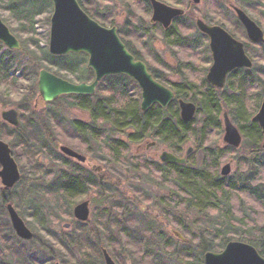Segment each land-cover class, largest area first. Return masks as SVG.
<instances>
[{"label": "rangeland", "instance_id": "obj_1", "mask_svg": "<svg viewBox=\"0 0 264 264\" xmlns=\"http://www.w3.org/2000/svg\"><path fill=\"white\" fill-rule=\"evenodd\" d=\"M81 1L87 2L90 11L93 8H99L98 12H102L103 10L113 12V16L117 22L121 24L122 21L124 23V19H127L130 15V9L142 15L140 9L133 0H128L127 2L126 0ZM185 1L186 3H191V8L190 10L188 8L189 12H187L185 22L186 25L192 26V28L196 17L208 20V18H212L213 16L220 17L219 19L230 16V21L229 23L226 22L225 27L230 30L233 27H237L238 19L231 6L237 5L243 8L249 14L248 16L257 21L259 26L264 30V3L261 4L260 7V9L263 10L259 9L258 11H254L249 7L251 1L256 0H201L198 4L194 3L193 0ZM166 2L172 4L169 1ZM92 12L95 13V10H92ZM52 13L53 5L50 0H0V17L18 37L22 45L20 50L9 49L0 41V58L5 56L11 59L12 69L10 74H14L19 78L20 86L19 92L11 95L4 94V88H2L3 93L0 96V112L6 108H16L20 112V126H24L23 132H26V127L31 125H33V129L37 128V130H39V140L35 142L38 147H44L42 156L40 157V163L44 166V169L47 170L46 173L43 171V173L40 174H33L24 170L23 161L20 162L16 156L18 150H14L13 148V144H15V146L18 144V141H15V139L19 137L21 133H11L12 139L2 137V139L10 144L12 155L16 159L22 172V179L15 187L9 190L4 191V187L0 181V224L3 226L5 232L7 230V238L5 241L0 240V250L3 253L2 257L11 261L12 264H19L18 262L21 260H25L22 262L23 264H54L56 261H60L62 264H74L75 257L78 263L81 261L82 256L78 254L81 246L78 240L71 250L74 253L77 252V254L75 253L76 256H73L70 251L62 248L56 240V236L57 239L66 240L69 235H74L76 232L75 227L69 230L63 228V223L66 221V219H64L65 209H63L65 199L57 191L55 184L56 179L64 169L65 171L81 169L82 176L97 178L91 171L89 165H82L76 161H72L66 158L59 150L61 144H66L61 139L63 136L71 138V133L75 135L78 134V131L73 126V122H88V125L94 126L93 130L90 129V127L88 129V149L90 154L87 156L90 165L101 164L106 172H104L103 179L105 185L102 192L92 190V192L85 197L91 200L92 212L91 220L87 228L90 230V234H92L91 230H94L96 227L98 231L97 239H99L97 241L98 245H95L88 239V247L86 248L93 247L95 250H97V248L99 250V245L107 246V237L105 233L109 235L111 232L104 227V224H110L111 215L116 212V208L114 209L113 204L119 202L126 203L129 201V196L132 194L130 184L133 183L138 176V174L134 172L127 173L126 169L122 172L121 170L120 172H115L114 170L118 164H115V161L111 158L113 157V152L110 151V145L115 137L121 139L125 137V134L117 132L116 129L112 128L110 122H99L95 124V121L92 120L93 118L90 111L77 106L79 100L74 97L73 94L63 95L56 101L44 102L42 104L43 106L38 103L37 105L41 108H35L36 99L38 98L37 81L40 69L45 68L73 82L79 81L77 75L82 71L88 70V72H90L91 70L87 67L88 55L86 53L71 52L61 56L52 55L49 52ZM140 22L144 28L152 31L151 37L148 32L145 39L141 38V35L134 33V35L130 37L133 44L139 48L145 49L147 53L143 49L142 50L147 56H149L150 51H155V53L164 58L166 62H177V49H172L166 45L159 29L154 28L153 24L150 23V14L143 19L141 18ZM123 25L124 24H122V26ZM243 41L246 43L250 54L253 56L252 58H254V67H257L255 71L264 69V45L251 43L248 37L246 39L243 38ZM201 42L206 46L207 40L205 38L201 39ZM198 48L199 46L197 49ZM184 53L189 56L188 58L195 57V55L189 54L187 48L184 49ZM44 54L46 57H42ZM51 56H53L52 60L54 62L49 59ZM203 56L209 57L210 54L208 51H205ZM149 57L153 60L151 56ZM66 63L71 65L77 64L76 71L73 72L68 70L66 68ZM197 63L198 65L205 64L202 62ZM209 65L210 62L207 64V67H209ZM35 70H37V73L34 75ZM247 71L251 72V70ZM251 73L256 74L254 71ZM162 74L171 81L179 80L174 71H169L164 68L162 69ZM93 78L89 82H91ZM238 84L239 81L236 80V86ZM123 89H125L126 95L121 94ZM249 90L250 92L248 94L251 98L248 100V104L250 101L253 102V104H249V107L253 115H255L263 95H260L261 89L259 80H257ZM95 96L96 97L92 99L93 102L98 100V103H107L111 106L126 104L130 99L137 98L140 103L141 89L137 83L131 79L120 76L107 77L98 85ZM233 115V113H230V117L234 121L233 123L239 127ZM197 120L198 122H202V116H197ZM220 120V123H222V114L220 115ZM223 133H225V130L222 123L221 128L217 131L213 130L210 133L208 132L201 145L193 140L186 142L180 154L184 155L190 146L194 147V152L187 157V163L184 165L192 168H199L205 164V161L211 162L212 160V158L206 155L207 151H214V154H219L220 158L216 165L219 177L225 180L226 183L236 182L237 184H243V177H248V167L243 168L242 164L243 161H246L247 157L251 156V146L249 144L247 145L246 142H248V139L243 133L241 145L235 148L229 147L223 139ZM95 136H98V138H95ZM28 138L30 140L29 142L32 143V138L29 136ZM144 142L145 140L140 143L129 145L130 153H137V146L140 144L144 145ZM260 143H262V141ZM17 146L16 148H19L20 145ZM23 148L24 147H20L19 149L22 151ZM163 148L168 147L164 143H159L149 149L143 146L142 150H140L141 154L138 159L142 160L146 158L158 160V154L161 153ZM256 158L260 161L264 159V152H258L255 156L250 157V159ZM56 159H59L61 162H57ZM230 161L232 164L231 173L222 176L221 170L223 165ZM147 163L151 165V162L147 161ZM140 166L141 169L145 171L142 162ZM153 167L148 171L149 174L148 172L145 175L142 174L147 181L146 184H142L147 194L142 197L138 205L139 208H146V219L143 230L150 228V233L147 234L150 241L148 243L146 240L147 243L145 247H141V250L150 252V257L152 258L148 257V262L144 264H200L198 257L201 253H199L200 249L197 248L200 245L203 244L207 247V251L220 252L231 240L243 241L237 239L238 235L243 234V229L240 226L242 220L239 221L241 219L239 214L230 215L231 218L229 217V220V218L223 216L225 211L223 214L215 212L214 210L202 212L192 205L186 206L180 204V206H175V203L167 202V196L169 194L175 195L173 191L174 188H172V184H170L169 180H166L162 173H157L156 169ZM159 181H162L165 185ZM3 197H6L8 202H11L15 206L19 214L25 220L27 226L33 231L36 238L35 241L24 242L15 235L6 206H1ZM78 201H80V199ZM34 207H40L42 209L43 219L41 221L43 225L31 215ZM53 212L55 213L53 214ZM104 212H106L107 215H104ZM232 219L234 221H232ZM100 221L104 224H100ZM172 229L180 231L184 239L181 240L176 237L172 233ZM50 231L55 232V240L50 236ZM112 231L113 234H117L116 229L113 228ZM184 248H193L194 250H185ZM255 248L258 249L256 246ZM170 251L174 253L172 254ZM177 251L185 253L178 254ZM258 251L260 252L259 249ZM203 254L202 252V264H205ZM123 257L125 264H130V261L132 262L130 256L127 258L126 255H123ZM169 258L174 261L170 263L168 260ZM64 260L68 262L65 263Z\"/></svg>", "mask_w": 264, "mask_h": 264}, {"label": "flooded vegetation", "instance_id": "obj_2", "mask_svg": "<svg viewBox=\"0 0 264 264\" xmlns=\"http://www.w3.org/2000/svg\"><path fill=\"white\" fill-rule=\"evenodd\" d=\"M127 1L128 0H126V2ZM133 1L136 4V6L140 9L142 15H139L137 12H134L132 9H130V13H129L130 15L128 16L127 19H124V23L122 21V24H124L123 26L121 23L117 22V20L113 16V12H109L106 10H103L102 12H98L99 8L98 9L93 8L90 11L88 8V4L85 1H83L84 7L81 4L80 5L91 18L96 20L102 26L107 27V28H116L119 37L121 38V40L125 44L126 48L131 52V54L134 55L135 59L143 62L146 65L147 71L153 76L155 81L159 82L160 84L166 86L167 88H169L173 91L174 97H173L172 101L175 99L178 90L182 91L183 97L178 98L179 117H180L182 122L188 123V122H191L192 120L197 119L198 111H199V108L201 107L200 102H199V98L203 95H207L211 90L212 91H215V90L222 91V93L224 95H230L231 93H233L232 90H235L236 93L238 92V90L240 92H243L242 89H243L244 84H243L242 79L245 75H247L249 80H251L250 76L259 80L260 89H261L260 95L263 94L262 99L264 98V92H263L264 91V79H263L264 76L262 77V74L264 73V69H262L260 71H255V69L257 70V67H254V65H255L254 58H252L253 56L248 51V47H247L246 43L243 41V37H242L243 35L242 34H243V29L245 30V27L243 26L242 22L240 21L239 16H237L238 14L235 10V6H237V5H231V6L233 7V10L235 11V14L237 16L238 26L237 27L231 26L233 28H231V30H230L227 27H225L226 22L229 23V21H230V16L222 17L221 19H219L220 17H214L213 16L212 18L211 17L208 18V20L203 19L201 17H196L193 28H192V26L186 25L185 20L187 17V12H189V10L191 8V3L190 2L186 3L185 0H157V1L163 3L167 6H170L173 8H180V9L184 10L183 14L174 16L172 18L170 24L167 26L164 24V22L162 20H159V19L155 20L154 19L155 8H154L152 0H133ZM166 1H169L172 4H169ZM193 1H194V3L198 4V3H200L201 0H198V1L193 0ZM52 5H53V3H52ZM184 7H187V8H184ZM237 7H239V6H237ZM53 8H54V6H53ZM188 8H189V10H188ZM239 8H241V7H239ZM241 9H243V8H241ZM92 10H95V13H93ZM149 14H150V23L153 24L154 28L159 29L160 33L162 34V39L165 41L166 45L172 49L173 48L177 49L176 50L178 53V61L177 62H175V61L171 62L169 60H167V61H169L170 63L166 62L164 60V58H162L160 55L156 54L155 51L153 52V51L149 50L150 51L149 56H151L153 58V60H152L149 56L146 55L147 52L145 49L137 47L136 45L133 44L132 39H130V37L132 35H134V33L141 35V38L145 39V37L147 36V32H148V34L151 37L152 31L144 28L140 22L141 18L143 19L145 16L147 17ZM198 19H201L205 23L212 25V26H216V25L221 26L227 32H229L233 36V38L241 41L242 43L244 42V44H245L244 48L246 49L247 54L252 59L253 65L249 68L243 67V66H237L233 69H230V71L226 74L225 82L222 86H217V85L212 84L208 79V74H209L212 66L215 63L214 55H213L214 53H213V50H212L211 45H210L211 35L204 32L203 30H201L199 28V26L197 24ZM190 28H192V29H190ZM245 33H246V30H245ZM203 38H205L207 40L208 45L207 44H206V46L203 45V43L201 42V39H203ZM246 38H247V33H246ZM246 38H244V39H246ZM249 41H250V39H249ZM251 43H254L257 45H264V42H252L251 41ZM198 46H199V48L197 49ZM185 48H187L189 50L190 55H195V57L188 58L189 56H187L186 53H184ZM205 51L209 52V54H210L209 57L203 56ZM1 59L2 58H0V60ZM197 62H202L205 64L204 65H198ZM209 62H210V65H209V67H207V64ZM87 67L90 68L88 66V61H87ZM164 68L169 70V71H174L176 74V77L179 80L171 81L170 79L165 77L162 74V69H164ZM205 68H206V70H205ZM90 69L93 71L92 68H90ZM247 70H251V72L254 71L256 74L251 73ZM249 74H250V76H249ZM93 75H94L93 77L95 78L94 71H93ZM117 76L125 77L127 79H131L134 82H136L137 85L141 89V101H142V88L139 85V82L136 81L135 79H133L132 77H130L126 74L120 73V74L107 75L103 79H105L107 77H117ZM94 78H93V80H94ZM236 80L239 81V84L237 86H236ZM101 81L99 82V84L101 83ZM77 82L78 83L79 82L90 83L86 79L79 80ZM252 86H250V87H252ZM96 90H97V88H96ZM96 90L93 94H75V95H84L85 97L86 96L96 97L95 96ZM188 96H190V97H188ZM59 98H57V99H59ZM262 99H261V103H260L258 110L261 107V104L263 101ZM56 100H54V101H56ZM181 100L190 101L196 105V113H195L194 117L189 121L183 120V118L181 116V106H180ZM141 101L139 103V107L142 110ZM44 102L45 101L42 99V96L38 92V98L36 99L35 108L40 109L41 107H39L37 104L39 103V104H41V106H43L42 104ZM84 102L86 104L88 102V99L84 98ZM98 102L99 101L97 100V103ZM170 103H169V105H170ZM156 106H160L163 109L168 107V106L163 107L158 103H153L148 109L142 110V111H148V110H150ZM7 109L8 108H6L0 112V127H7V126H10L13 128L20 127L21 117H20L19 110L17 109L19 112L20 125L19 126H13L10 123H8L2 116V113ZM82 109L90 111L89 108H87V107H83ZM258 110H256V113L258 112ZM232 111L233 110L226 105H223L221 107L220 113L222 114L223 122H224V113H228L229 117H230V113H233ZM92 118H93V116H92ZM231 120L233 121V119H231ZM77 122H79V126L81 128H82V126H85L86 130L88 129V127H90V129H92V130L94 128L93 125H88V122L87 123H85V122L82 123L81 121H77ZM99 122L103 123L102 117H99V120H97V122H95V124H98ZM222 123H221V126H222ZM223 127H224V123H223ZM133 130L134 129L131 128L130 130H128V132L132 133ZM77 131H78L77 135H75L73 133L70 134L71 138H69L68 136H63V138H61L63 140V142H65L66 144H61L59 146V150L66 158H68L72 161H76L82 165L83 164L89 165L91 171L97 176V178L92 177V176H90V177L89 176H82L81 169H77V170H73V171H69V170L65 171V169H64V171H63V173L69 175V179L72 176H80V178L82 179V182H83V185H82L81 191H80L82 194V198H80V201H78L79 199H77L76 201H70V200L68 201L66 198H64L65 201L63 203V205H64L63 209H65L64 219H66V221L63 223V228H65V230H69L72 228L74 229V227H75V229H76V232L74 235H69L67 237V239L72 238L73 240L75 238V240L73 242H70V247H71L70 252L72 253L73 256H76L75 253L77 254V252L74 253L71 251L72 247L75 245V242L77 240L80 242V246H81V249L78 253L82 256L81 261L78 263V261L76 260V257H75L73 263L74 264H94V262L90 258L96 257L95 259L99 264H106L105 250L109 253V255L113 258V260L117 264H125V260H124L123 255H126L127 258H129V256L131 257L132 262L130 261V264L147 263L148 262L147 258L148 257L152 258V257H150L151 253L147 252L145 250H141V247H145V245L147 243L146 240L148 241V243L150 241V238L147 237V234L150 233V228H146L143 230V227L145 225V219H146V208L145 207H143V208L138 207L139 202L142 199V197H144L147 194L145 188L142 185V184L147 183V181L145 180L143 175H145L148 171H150L153 166H154L153 168H158L159 166H167L170 164L184 165L181 163L164 161L162 159V154L165 151H167V152H171V153L175 154L178 157H186L187 158L188 156L193 154V152H194L193 146L188 147V149L186 150L184 155H181L180 153H181V150H183V145L186 142H188L190 139L185 141V142L184 141L181 142V144H179V150H176L171 145H169L167 142L161 140L157 136H149L148 135V136H145L141 139H133L132 141L128 140L127 137L125 136L124 138H121V139L115 137L112 140V143L110 145V151L111 152L114 151V155L120 154V157H118V158H114L115 157L114 155H113V157H111L115 161V164L116 163L118 164V166L114 168L115 172H120V170L122 172V171H124V169H126L127 173L128 172H134V173L138 174V176L135 178L134 182L130 184V189L132 191V194H131V196H129V201H127L126 203L119 202V203L113 204L114 209L116 208V212L111 215L110 224L109 223L104 224L103 222L100 221V224H102V225L104 224V227H106V229L110 230L111 233L109 235L107 233H105V236L107 237V239H106L107 246L99 245L100 249L98 250V248H97V250H95L93 247L86 248V247H88L87 246V240L88 239L91 240V242H93L95 245H98L97 241L99 239H97L98 238V231H97L96 227L94 230L93 229L91 230L92 234H90V230H88V228H87L89 223H90V220H91L92 212H91V200H90V198H85V197L88 194H90V192H92V190H96L97 192H102L104 185H105V181L103 178H104V174L106 172L104 171V167L101 164L90 165L89 158L87 156L90 154V151L88 149L89 148L88 133L85 132V135L82 136V132H79V130H77ZM240 132L242 133L241 130H240ZM242 137H243V133H242ZM95 138H98V136H95ZM150 138H151V140H150ZM0 140H4V139H2V137H0ZM143 140H145L144 145L140 144L137 146V150H138L137 153H133V154L130 153L129 145L140 143ZM262 141H263V136H262ZM118 142H128L126 144L127 150H126V148H123L121 146L119 147ZM159 143L166 144V146L170 150L168 148H163L161 153L158 154V160L146 159V158H144L142 160L138 159V157H140V154H141L140 150H142L143 146H145V148L149 149V148L154 147L155 145H157ZM63 145L70 146L75 151L85 155L86 161L83 162V161L78 160L75 157H72V156L65 154L61 150V146H63ZM113 145H118V146H116V148H112L111 146H113ZM228 146L235 148L234 146H231L229 144H228ZM121 148H122L123 152L117 153V152L121 151L120 150ZM190 149H191V151L189 152ZM147 161L151 162V165L148 164ZM57 162H61V161H57ZM141 162H142L143 169H145L146 172L141 169V166H140ZM64 165H66V164H64ZM0 169H1V165H0ZM148 174H149V172H148ZM159 182H161L163 185H165L162 181H159ZM3 189H4V191L7 190V189H5V187ZM175 196L176 195H174V194H169L167 196V202L175 203L176 204L175 206H177V205L180 206V204H182V203L178 202L175 199ZM165 200H166V198H165ZM83 201H89L90 215H89V219L86 221H82V220L77 219L75 216V212H74L75 207ZM8 203H11V202H8L7 198L3 197V203H1V206H6V209H7ZM7 213H8V210H7ZM54 213L55 212H53V214ZM104 215H107V213L104 212ZM9 219H10V217H9ZM10 223H11V221H10ZM66 223L69 224L68 227H65ZM96 224H98V223H96ZM11 226H12V224H11ZM113 228L116 229V232H117L116 235L113 234V231H112ZM12 229H13V227H12ZM13 231H14V229H13ZM99 232H100V230H99ZM14 233L19 239L23 240L24 242H32V241L36 240L35 235L33 236L32 239L25 240L23 238H20L16 234L15 231H14ZM172 233L176 237H178L179 239L183 240V238H181L178 235V234H182L180 231H178L176 229H172ZM49 234L55 240V236H56L55 232L50 231ZM56 240H57V236H56ZM177 252H178V254L182 253L179 251H177ZM170 253L173 254L174 252L170 251ZM183 253H185V252H183ZM186 253H188V252H186ZM95 255H97V256H95ZM203 256H204V254H203ZM2 259L7 260L5 258H2ZM168 260L170 263L174 261L173 259H170V258ZM7 261H9V260H7ZM24 261L25 260H21L18 263L23 264L22 262H24ZM9 262L12 263L11 261H9ZM64 262L67 263L68 261L64 260ZM57 263L62 264L60 261H56L54 264H57Z\"/></svg>", "mask_w": 264, "mask_h": 264}, {"label": "trees", "instance_id": "obj_3", "mask_svg": "<svg viewBox=\"0 0 264 264\" xmlns=\"http://www.w3.org/2000/svg\"><path fill=\"white\" fill-rule=\"evenodd\" d=\"M79 2L84 7L83 2L81 0ZM263 3L264 0L251 1L249 7L251 10L258 11ZM242 35L243 38H246L244 29ZM42 57H46V55L44 54ZM52 57H49L51 61H53ZM76 65L66 63V68L75 72ZM11 69V59L4 56L0 60V96L3 93L2 88H4V94L11 95L19 92V78L14 74H10ZM35 73H37V70L34 71V75ZM93 76V71L90 70L88 72L87 70L78 74L77 78L79 80L86 79L90 81ZM263 76L264 73L262 74ZM250 79L247 75L243 77V92L238 90L236 93L235 90H232L233 93L230 95H224L222 91L211 90L207 95L201 96L199 98L201 107L198 111V117L202 116V122H198L197 119L188 123L181 121L179 117L178 98L183 97V93L180 90H178L175 99L167 108L163 109L160 106H156L148 111H142L140 109L138 98L130 99L126 104L111 106L107 103L93 102L92 99L94 96L85 97L84 95H74V97L79 100L77 103L78 107L89 108L95 122L99 120V117H102L103 122H110L112 128L116 129L117 132L124 133L128 140L141 139L148 135L157 136L176 150H179V144L181 142L189 139L201 145L208 132L210 133L213 130L217 131L221 128L220 111L221 107L226 105L233 110L234 119L238 122L242 133L247 137V145L249 144L251 146L250 157H253L258 152H264V149L262 148V143H260L262 141V129L259 123L253 119L254 115L249 107V104H253V102L250 101L248 104V100L251 98L248 94L250 92V86L258 79L252 76H250ZM29 91L31 92L30 89ZM121 94L126 95L125 89L122 90ZM84 98L88 99L86 104ZM32 126L26 127V132H23L24 126L18 128L10 126L0 127V137L8 139L11 138V133H21L15 141H18L17 145H20L19 148L24 147L22 151L16 148L17 145L15 146L13 144L14 150H18L16 154L17 159L20 162L23 161V168L27 172L40 174L44 171L46 173L47 170L40 163V157L42 156L44 147H38L35 142L39 140V130L37 128L33 129ZM73 126L79 132H82V136L85 135V132L88 133L89 127L87 130L85 126L81 128L77 121L73 122ZM131 128L134 130L132 133H129L128 130ZM26 135L32 138V143L29 142L30 140ZM118 143L119 147L121 146L127 149L126 144L128 142ZM116 146L118 145L111 147L116 148ZM120 150L117 153L123 152L122 148ZM206 155L212 158L211 162L205 161V164L199 168L170 164L167 166H159L155 169L157 173H162L164 178L169 180L172 188H174L175 199L178 202H182L183 205H192L202 212L214 210L215 212L223 214L225 211L223 216L226 218H231L230 215L239 214L241 216L239 221L242 220L240 226L243 229V234L238 235L237 239L255 245L264 256V159L260 161L257 158L250 159V157H247L242 165L243 168L248 167V177H243V184H237L236 182L226 183L225 180L219 177L218 171L216 170L217 162L220 159L219 154H214V151H207ZM114 156V158H118L120 154ZM56 161H59V159H56ZM55 184L57 191L68 201H76L82 198L80 191L83 182L80 176H72L69 179V175L62 171L56 179ZM31 215L43 225L41 221L43 219L41 208L34 207ZM232 221L234 220L232 219ZM6 238L7 230L5 232L3 226L0 224V240L5 241ZM73 241L72 238L66 240L57 239L61 247L67 251H70V242ZM197 248L200 249L199 253H201L199 254L198 261L202 264V252L205 253L207 247L202 244ZM184 249L194 250L193 248ZM2 254L0 250V264H12L7 260H3ZM90 259L94 264H99L96 259Z\"/></svg>", "mask_w": 264, "mask_h": 264}, {"label": "water", "instance_id": "obj_4", "mask_svg": "<svg viewBox=\"0 0 264 264\" xmlns=\"http://www.w3.org/2000/svg\"><path fill=\"white\" fill-rule=\"evenodd\" d=\"M198 1V0H196ZM53 13L51 16L49 51L54 55H64L71 52H85L88 55V66L93 69L95 78L91 83L72 82L47 69H42L38 77V91L45 102L54 101L62 95L93 94L99 82L110 74H126L136 81L142 88V110L148 109L153 103L167 107L174 97L171 89L155 81L147 71L146 65L136 60L119 37L116 28H107L91 18L81 7L78 0H51ZM155 14L167 26L172 18L184 13L183 9L167 6L157 0H152ZM237 16L245 27L247 37L252 42H264V30L249 14L235 6ZM201 30L211 35V48L215 63L212 66L208 79L217 86L225 82L226 74L237 66L251 67L253 61L247 54L244 42L233 38L221 26H212L198 19ZM0 41L10 49H21V42L11 31L9 26L0 17ZM258 112L253 119L262 129V147L264 148V98ZM183 120H191L196 113V105L190 101H180ZM3 118L13 126L20 125L19 112L16 108H8L2 113ZM228 113H224V141L239 147L243 137L239 128L232 123ZM61 150L80 161H86L85 155L75 151L67 145ZM191 149L189 150V152ZM162 159L167 162L187 163L186 157H178L165 151ZM0 180L5 189L9 190L17 185L22 173L16 159L12 155L10 145L0 140ZM232 170L231 162L223 165L222 176L229 175ZM7 210L12 227L16 234L25 240L33 238L34 233L27 226L12 203L7 204ZM77 219H89V201H83L75 207ZM69 224L66 223L65 227ZM184 239L182 234H178ZM106 264H117L105 250ZM205 264H264V256L247 241L231 240L220 252L206 251ZM60 264V263H57Z\"/></svg>", "mask_w": 264, "mask_h": 264}]
</instances>
